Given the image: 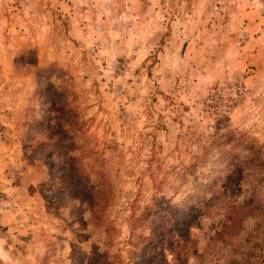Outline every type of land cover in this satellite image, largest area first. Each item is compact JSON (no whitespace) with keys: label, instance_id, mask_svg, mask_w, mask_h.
<instances>
[{"label":"rangeland","instance_id":"rangeland-1","mask_svg":"<svg viewBox=\"0 0 264 264\" xmlns=\"http://www.w3.org/2000/svg\"><path fill=\"white\" fill-rule=\"evenodd\" d=\"M0 69V264H264V0H0Z\"/></svg>","mask_w":264,"mask_h":264},{"label":"trees","instance_id":"trees-1","mask_svg":"<svg viewBox=\"0 0 264 264\" xmlns=\"http://www.w3.org/2000/svg\"><path fill=\"white\" fill-rule=\"evenodd\" d=\"M91 170L93 171H98V170H94V166L92 165L90 167ZM223 171L224 170H218V171H215L214 170V173H215V178L213 179V181H210L208 182L207 184H205L204 186H202L201 188H211V190H213V188L217 185L216 184V181L218 182V180L222 177L223 175ZM230 176L225 175L224 176V180H228ZM96 186H98V184H95ZM209 192V191H208ZM207 192V193H208ZM205 200L201 201L199 204H202L204 203ZM101 203H103L105 205V202L103 200L100 201ZM94 207H95V204L94 202L91 203V210L94 211ZM163 213L162 215V219H163V222H158L157 224H154L153 226L154 227H165V229H172L173 231L174 230H177L179 228H182V229H185V228H188V226H190V219H192V216H190L189 212H188V209L185 208V207H180L179 206V203L175 204V205H169L167 207H164L161 211ZM158 209H154L153 212H151L150 210H148V212L144 213L143 215H141V217L139 218L140 220V228H144L142 225L146 222H148L153 215H157L159 213ZM92 220H97V217L95 216V213L94 215L92 216ZM164 220H166V222L164 223ZM144 249V248H143Z\"/></svg>","mask_w":264,"mask_h":264},{"label":"crops","instance_id":"crops-1","mask_svg":"<svg viewBox=\"0 0 264 264\" xmlns=\"http://www.w3.org/2000/svg\"><path fill=\"white\" fill-rule=\"evenodd\" d=\"M6 73H9V70H6V69H0V89H1L2 86H3L4 79H5V74H6Z\"/></svg>","mask_w":264,"mask_h":264},{"label":"built area","instance_id":"built-area-1","mask_svg":"<svg viewBox=\"0 0 264 264\" xmlns=\"http://www.w3.org/2000/svg\"><path fill=\"white\" fill-rule=\"evenodd\" d=\"M236 91H238V92H239V91H241V88H240V87H238V88L236 89Z\"/></svg>","mask_w":264,"mask_h":264}]
</instances>
